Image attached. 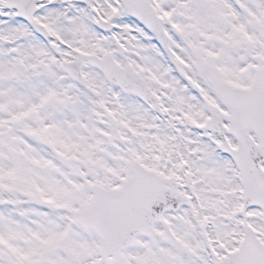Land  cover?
I'll use <instances>...</instances> for the list:
<instances>
[{"label": "snow or ice", "instance_id": "snow-or-ice-1", "mask_svg": "<svg viewBox=\"0 0 264 264\" xmlns=\"http://www.w3.org/2000/svg\"><path fill=\"white\" fill-rule=\"evenodd\" d=\"M0 264H264V0H0Z\"/></svg>", "mask_w": 264, "mask_h": 264}]
</instances>
